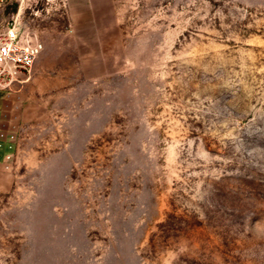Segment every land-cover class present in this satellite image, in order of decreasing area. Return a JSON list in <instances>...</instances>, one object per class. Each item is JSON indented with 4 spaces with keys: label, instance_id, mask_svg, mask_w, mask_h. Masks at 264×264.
<instances>
[{
    "label": "rangeland",
    "instance_id": "rangeland-1",
    "mask_svg": "<svg viewBox=\"0 0 264 264\" xmlns=\"http://www.w3.org/2000/svg\"><path fill=\"white\" fill-rule=\"evenodd\" d=\"M19 12L45 49L0 89V264H264V0Z\"/></svg>",
    "mask_w": 264,
    "mask_h": 264
},
{
    "label": "built area",
    "instance_id": "built-area-1",
    "mask_svg": "<svg viewBox=\"0 0 264 264\" xmlns=\"http://www.w3.org/2000/svg\"><path fill=\"white\" fill-rule=\"evenodd\" d=\"M9 1L17 0H0V8ZM20 15L21 12L9 21H0V89H8L14 82L29 78L45 49L39 36L21 25ZM0 142L14 144L16 133L1 129Z\"/></svg>",
    "mask_w": 264,
    "mask_h": 264
},
{
    "label": "crops",
    "instance_id": "crops-1",
    "mask_svg": "<svg viewBox=\"0 0 264 264\" xmlns=\"http://www.w3.org/2000/svg\"><path fill=\"white\" fill-rule=\"evenodd\" d=\"M20 82H25V81H20ZM14 86H15L14 88H17L16 85ZM8 98H9L8 93L0 91V130L6 128L5 124L8 125V128L12 127L9 124V121H11L12 123L16 121L18 115L17 108L21 107L22 105L21 103H18L16 101L13 103H9ZM7 117L9 118L8 122H6L5 120Z\"/></svg>",
    "mask_w": 264,
    "mask_h": 264
}]
</instances>
